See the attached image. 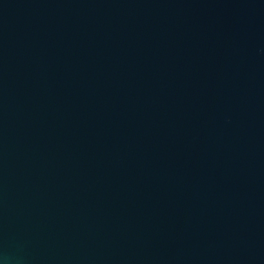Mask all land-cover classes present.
<instances>
[{
    "label": "water",
    "instance_id": "water-1",
    "mask_svg": "<svg viewBox=\"0 0 264 264\" xmlns=\"http://www.w3.org/2000/svg\"><path fill=\"white\" fill-rule=\"evenodd\" d=\"M0 264H264V0H0Z\"/></svg>",
    "mask_w": 264,
    "mask_h": 264
}]
</instances>
